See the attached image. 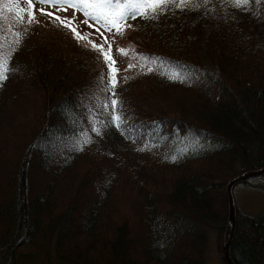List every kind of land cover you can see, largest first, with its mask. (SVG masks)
<instances>
[{
	"label": "trees",
	"instance_id": "obj_1",
	"mask_svg": "<svg viewBox=\"0 0 264 264\" xmlns=\"http://www.w3.org/2000/svg\"><path fill=\"white\" fill-rule=\"evenodd\" d=\"M178 8L184 18L175 30L158 21L156 42L133 31L125 55L110 41L117 96L103 90L97 32L79 24V41L34 43L3 9L12 71L0 87V264H37L31 246L45 250L41 264H205L210 236L224 264L226 184L264 167V42L220 0ZM111 99L122 101L120 129ZM187 133L223 144L184 152ZM261 181L231 189L233 264H264V213L244 212L235 196Z\"/></svg>",
	"mask_w": 264,
	"mask_h": 264
},
{
	"label": "rangeland",
	"instance_id": "obj_2",
	"mask_svg": "<svg viewBox=\"0 0 264 264\" xmlns=\"http://www.w3.org/2000/svg\"><path fill=\"white\" fill-rule=\"evenodd\" d=\"M197 2H200L202 4L203 0H197ZM220 3L223 7L227 8L233 16L247 19L249 21L250 26L253 27L255 31L256 38L259 41L264 42V0H249V3L243 6H236L233 3L227 2V0H220ZM22 6L23 5L20 4H3V9L7 12H9L8 10L11 9V13H13L17 18L23 15L25 21H27V15L18 11V9ZM176 6L177 4H169L165 6L164 12H162V14L155 19L138 18L134 21H129L128 23H130L132 27L126 30V37L124 36L125 34L116 35L114 31L108 32L105 28L99 25L94 26L92 29H94V31L97 32L104 40L105 38H107V44H109L112 40V45L114 49H120L124 46L130 47L128 41L125 38L129 37L133 31H136V33L138 34L147 32L148 36L149 34L150 37L153 36V41L156 42L158 39V21L161 20L166 26L175 30L176 24H179L184 18V9L178 8L176 10ZM41 7H45L46 11H53L51 7L36 5V19L33 20L31 24L20 23L19 25L22 26V29L20 28V32H23L24 35H26V37L28 38V40H34V43L36 40L43 41L45 38H48L53 41H59L64 44H67L68 39L70 40L72 32H68L67 28L62 27L59 21L55 19H50L46 15H42L39 11V8ZM28 10L31 11L32 9L29 8ZM56 15L61 16L65 23L72 21L71 26L74 28L78 24H80L79 28L81 25L86 27V24L83 23L85 17L83 16V18L82 15L76 13L71 8H69L67 12L56 11ZM36 21H39V23H37ZM89 22L91 24L93 23L92 21ZM190 22H193V20H191ZM97 28H99V31L96 30ZM91 39H94L93 34L90 37V40ZM96 66H99L101 75L103 66L99 64ZM222 144L223 142L220 140L214 139L212 137L200 138L194 133H187L182 139L178 140V145L184 152L189 151L201 153L210 149H214ZM259 183H262L264 187V181H261ZM235 196L238 200V206L244 212L249 213L251 215L264 213V188L245 189L242 187H238L235 190ZM208 241V247L204 252V263L223 264L218 258L215 245L211 236L209 237ZM42 252L46 253L45 250H42ZM42 252H38L37 248H35L34 246H31L30 248L26 249V253L31 254L27 256V258H35V260H38L37 264H41V262L44 261V257L39 255V253L42 254ZM47 253L52 261L55 260V257L51 250H49ZM53 262L55 264V261Z\"/></svg>",
	"mask_w": 264,
	"mask_h": 264
},
{
	"label": "snow or ice",
	"instance_id": "obj_3",
	"mask_svg": "<svg viewBox=\"0 0 264 264\" xmlns=\"http://www.w3.org/2000/svg\"><path fill=\"white\" fill-rule=\"evenodd\" d=\"M209 0H203V3L207 4ZM227 2L233 3L236 6H243L249 3V0H227ZM197 0H0V5L3 4H20L23 5L18 9L19 12L27 15L28 19L25 21L24 16H19L18 20L21 24H31L36 19V5H43L51 7L53 11H46L45 7L39 8L42 15L48 16L50 19H55L61 23L62 27L68 28L73 34V38L80 39L84 38V34L78 29L71 26L72 21L67 23L64 22L61 16L56 15V11L67 12L69 8L73 9L76 13H81L85 17L84 24L89 27L99 25L105 28L108 32H113L116 35H123L127 28L132 27L129 21H134L138 18L155 19L162 14L165 10V6L169 4L189 5L196 4ZM26 6V7H25ZM32 9L29 11L28 9ZM11 13V9L8 10ZM91 20L93 23L88 24ZM3 21V9L0 8V23ZM39 23V21H36ZM99 31V28L96 29ZM18 35H22L18 34ZM102 35V33H101ZM19 43V40L16 41ZM93 50L97 51L99 56H102L105 65L108 68V80L111 85V89L105 88L104 91H112L113 96H117L115 89L119 86L118 75H113V72L119 74V68H113L116 64V58L110 55L111 45L105 48V43H108L107 38L100 43L90 42ZM122 54L127 55V51L124 48L118 49ZM12 59V56H5L3 52L2 44H0V87L3 86V82L8 78L11 73V67H7ZM142 59L145 61H151L150 57L143 56ZM136 65L129 64V68H134ZM148 71H153L147 64L144 65ZM127 69H125L126 71ZM177 79H180L181 73H176ZM104 76L101 75V81L103 82ZM127 80V77H124ZM181 82H184L181 80ZM111 106L117 110L116 114L112 115V123L118 128H122L125 124L126 117L122 110V101L119 99H111ZM93 131L100 134V130L93 128ZM90 142V141H89ZM82 150V149H81ZM175 157H173V160Z\"/></svg>",
	"mask_w": 264,
	"mask_h": 264
},
{
	"label": "water",
	"instance_id": "obj_4",
	"mask_svg": "<svg viewBox=\"0 0 264 264\" xmlns=\"http://www.w3.org/2000/svg\"><path fill=\"white\" fill-rule=\"evenodd\" d=\"M262 175H264V167L257 169V170H252V171L242 173L241 175L233 178L226 184L225 195H226V200H227V210H228L227 221L229 224V233H228V237L225 243L222 245L221 250H220L221 258L224 264H233L229 257V246H230L232 235H233L234 211H235L234 204L231 198V189L234 185H236L239 182H242L244 180L251 179V178H256Z\"/></svg>",
	"mask_w": 264,
	"mask_h": 264
}]
</instances>
